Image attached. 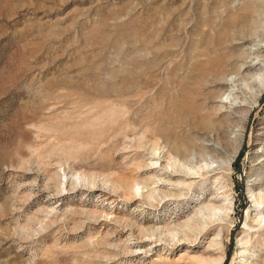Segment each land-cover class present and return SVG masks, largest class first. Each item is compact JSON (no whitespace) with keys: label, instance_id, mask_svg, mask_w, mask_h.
Segmentation results:
<instances>
[{"label":"rangeland","instance_id":"1","mask_svg":"<svg viewBox=\"0 0 264 264\" xmlns=\"http://www.w3.org/2000/svg\"><path fill=\"white\" fill-rule=\"evenodd\" d=\"M0 264H264V0H0Z\"/></svg>","mask_w":264,"mask_h":264}]
</instances>
